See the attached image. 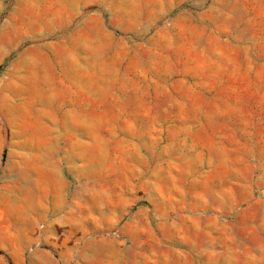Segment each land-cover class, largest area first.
Instances as JSON below:
<instances>
[{"label":"rangeland","instance_id":"rangeland-1","mask_svg":"<svg viewBox=\"0 0 264 264\" xmlns=\"http://www.w3.org/2000/svg\"><path fill=\"white\" fill-rule=\"evenodd\" d=\"M17 173L24 264H264V0H0Z\"/></svg>","mask_w":264,"mask_h":264},{"label":"crops","instance_id":"crops-1","mask_svg":"<svg viewBox=\"0 0 264 264\" xmlns=\"http://www.w3.org/2000/svg\"><path fill=\"white\" fill-rule=\"evenodd\" d=\"M47 163L55 165V157L51 160L49 156ZM13 176L17 179L11 182L10 187L0 190V248L11 256L10 263L24 264L26 252L32 245L50 240L48 232L38 228L47 205L39 201L42 199L39 194L30 192L31 188L25 186L24 173ZM4 217L10 226H4Z\"/></svg>","mask_w":264,"mask_h":264}]
</instances>
